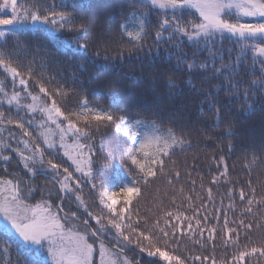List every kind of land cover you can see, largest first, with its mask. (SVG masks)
<instances>
[{
    "label": "trees",
    "instance_id": "trees-1",
    "mask_svg": "<svg viewBox=\"0 0 264 264\" xmlns=\"http://www.w3.org/2000/svg\"><path fill=\"white\" fill-rule=\"evenodd\" d=\"M19 4L31 12L39 11L41 15L48 14L54 6L58 13L66 12L77 17L74 21L75 31L59 29L48 32L28 28L22 34H17L20 36L19 44L15 35L0 37V52L5 54L0 58L18 69L20 76L27 80L26 86L30 92L40 95L42 85L51 95L41 96L48 101L54 99L57 106L82 129L85 124L82 117L78 118L76 114L84 110L82 106L87 101L88 108L93 110L90 118L96 112L110 111L126 120H155L160 128L172 129L186 142L163 157L165 166L162 171L157 168L156 177L136 185L140 188V194L133 196L125 214L131 219L125 222L135 227L137 224L143 226L147 220L150 229L159 220V227L170 231L164 222L166 212H179L189 218L195 216L201 220V225H196V219L186 221L182 237L177 230L178 247L171 236L167 247L163 240L158 246L170 255L180 256L185 264H213V261L215 264H264V254L251 253L253 247H264V94L249 83L261 76L259 66L264 56L258 55L251 47L261 41L258 38L247 41L249 47L243 50V54V45L238 38L229 37L221 41L217 37L215 42V49L222 52L224 63L232 59L240 61L241 72L234 80H240L239 89H250L246 102L243 91L230 94L222 77L205 79L212 69L208 52L201 45L180 35L172 41L162 39L159 44H154L155 33L160 31L158 21L165 15L169 18L177 15L182 23L187 21L190 26L195 15H198H194L193 9L180 13L169 10L165 13L152 6H141L139 0H21ZM73 4L77 5L75 9ZM132 12L137 14V19H130ZM144 12L148 15L140 16ZM5 14L10 13H0ZM140 20L145 21L144 28L149 34L143 37L144 48L135 52V45L121 35L118 25L130 21L132 27L129 30L136 31ZM255 20L245 18L246 22ZM81 24L86 26V34L80 29ZM170 31L164 32L163 36L167 37ZM76 37L79 38V45H89L87 51L77 46ZM5 39L6 44L2 42ZM177 40L183 41L182 47L189 53V60H208V69L189 72L184 65L177 66L175 55L169 56V53H175V48L170 45ZM129 50L133 55H128ZM97 52L99 56L95 55ZM193 52L198 54L193 56ZM220 63L217 58V67ZM170 78L176 82L174 89L168 86ZM216 85L220 87L216 88ZM209 90L214 93L213 99L218 101L219 117L205 101L204 93ZM248 104L253 107L246 111ZM0 111L13 121H0V124L10 125L18 141L22 137L31 144H39L40 148L45 149L47 158L67 164L61 156V159L51 156L41 142L40 129L32 117L1 102ZM217 118L220 121L218 124ZM20 123H24L23 129L19 127ZM90 131L92 139L83 142L103 145L102 154H98L96 159L106 162L105 176L111 175L113 163L119 161L124 172L140 179L138 172L128 167L129 162L122 154L123 149L129 146L122 133L103 123L97 127L94 121ZM25 132L32 135L27 137ZM189 143L191 146H188ZM145 151L154 154L155 145L149 144ZM15 165L20 167V172L16 171ZM176 172H179V177L175 175ZM2 173H9L16 181L22 179L25 182L55 184L59 196H51L53 201H57L62 194L57 184L43 175L27 179L31 175L16 154H12L9 164L0 165ZM208 189H211L210 196ZM241 189L245 192L243 200L239 196ZM118 190V186L109 189ZM79 195L90 212L99 213L98 201L90 186L84 187ZM116 199L119 201L117 207H123V195H118ZM248 199H252L251 205ZM249 208L251 211H248ZM61 209L76 212L79 221L88 219L83 206L77 205L69 195L61 202ZM225 219L227 225L224 224ZM241 220L244 225L238 223ZM188 222H191L193 232L202 231L203 235L193 237L187 231ZM90 223L96 227L94 220ZM172 223H176L174 218ZM247 224L252 227L246 228ZM212 228L216 229L215 233L210 232ZM228 228L233 229L232 234L228 233ZM141 230L144 228L141 227ZM104 242L113 248V244L105 238ZM28 251L29 248L18 238L11 234L4 236L0 229V264H24ZM241 251L249 253L243 260L238 258ZM124 252L133 253L142 264L166 262L160 257H148L134 244ZM171 264H175V261Z\"/></svg>",
    "mask_w": 264,
    "mask_h": 264
},
{
    "label": "snow or ice",
    "instance_id": "snow-or-ice-1",
    "mask_svg": "<svg viewBox=\"0 0 264 264\" xmlns=\"http://www.w3.org/2000/svg\"><path fill=\"white\" fill-rule=\"evenodd\" d=\"M141 6H152L167 13L171 10L172 13H180L186 9L195 10V20L190 23L182 21L173 15L170 18L165 15L162 20L158 21L160 31L155 33L154 44H159L162 39L172 41L177 35L186 37L193 41L196 45H201L202 49L207 50L208 59L211 61V74L205 79H212L222 77L225 85L230 89L231 95H236L238 91H243L245 101L247 102L250 89H239L240 80H234L241 72L240 61L238 59L229 60L224 63V56L222 52L215 49V42L217 37L222 41L225 38L234 37L242 42L243 50L249 47L247 41L259 39L261 43L252 44V49L261 56H264V0H139ZM64 7L65 5H61ZM75 9L77 5L73 4ZM0 9H10V14L0 15V37H7L8 35L16 36V43H20V36L25 29H41L48 32H56L59 29L67 31H75L74 21L77 17L66 12H56L50 10L48 14L41 15L39 11H21L18 10L17 0H2ZM232 10H235V18ZM148 13H140V16L146 17ZM245 18H256L255 22H246ZM130 19H137V14L132 12ZM198 21V22H197ZM145 21L140 20L136 25V31H130L132 27L130 21H125L118 25V31L122 36L128 38V42L135 45V52H140L144 48L143 37L148 35L144 28ZM80 29L86 34V26L81 24ZM170 31L167 37L163 33ZM77 41V46L87 51L88 44L79 45V38H74ZM7 43L5 39L2 41ZM183 41L177 40L170 46L175 48V53H169V56L175 55L176 64L184 65L186 70L194 72L197 69H208V60L200 62L196 59L189 60V53L182 47ZM151 52V49H149ZM198 53L193 52L191 55L196 56ZM5 54L0 52V57ZM99 56L100 53H95ZM128 55H133L129 50ZM123 57V52L121 53ZM107 58V57H105ZM217 58L221 61L219 67L216 65ZM0 66L6 73H9L12 80L19 79L21 87H26L27 80L20 76L18 69L8 64L5 59L0 58ZM261 76L257 80L249 81V83L257 90L264 94V61L259 66ZM254 75V72H253ZM170 89L176 88L174 79L168 80ZM220 85H216L219 88ZM3 87H0V92H3ZM41 94L50 96L48 90L42 85L39 88ZM7 96V93H4ZM205 101L208 102L209 107L216 110V116L219 117L218 101L213 99V91L209 90L204 93ZM33 101H38V96H31ZM20 103V95L13 92L7 99V103L12 105ZM26 111L35 113L37 111L35 104H27L23 106ZM252 104H248V109H251ZM82 110L76 114L78 118L83 119L85 127L80 128L76 122L73 121L70 115H66L60 107L57 106L54 99L51 100L50 106L47 101L44 102L40 111L46 116V121L37 126L45 129L48 122L55 124L59 132V142L53 141L49 138L51 129L47 128L40 132L43 137V142L46 144L51 156L61 159L58 153L63 149L64 157L71 161L68 167H64L61 163L54 162L51 158H46L45 149L40 148L39 144H33L30 149L31 155H24L20 152V156L24 161V168L31 173L30 178H34L37 174L45 176H53V179L58 183L59 189L63 190L65 195L72 196L84 208V214L88 219L83 220L79 225L70 226V222L78 220L76 212L70 215L65 213L60 214L59 205L57 210L53 211V206L47 201L30 205L26 201L32 196L33 189L30 186L22 187V182L17 180L13 183L12 180H0V229L3 230V235L7 236L14 232L24 242L25 245L30 246L29 251L25 253L24 264H95V256H99V264H131V262L124 256V249L130 245H135L139 248L141 253L147 254L148 257H160L164 261L171 264H185V261L180 256L170 255L168 251L162 250L160 245L161 240L164 241V246L167 247L169 237L173 238V243L179 246V239L177 238V230L179 235H184V224L186 221L196 219V217L189 218L188 216L171 211L164 214L165 226L170 229L160 228V221L156 220L152 228H148V221L145 220L144 225L133 227L131 223H126L128 206L132 203L134 195L139 196L140 188L136 185L140 183H147L150 178L157 176V168L161 171L165 166L163 157L168 156L170 151L177 146H182L186 142L182 136H177L172 129L160 128L155 120L143 119H128L125 117L114 115L110 111L96 112L91 115L92 109L87 106V101L84 102ZM158 118V117H157ZM0 121H7L13 123L3 111H0ZM93 121L98 127L101 123L104 126H112L117 132L122 133L125 143L129 146L123 149V156L125 161L129 162L128 167L133 171H137L140 179L137 180L124 172L117 161L112 165V173L109 176L104 175L106 168L105 161H98L96 157L102 154L103 145L93 143H84L83 141L91 140L92 135L90 129L93 128ZM119 121V123H118ZM66 122V123H65ZM219 118L216 123L218 124ZM29 123H31L29 121ZM64 125V126H61ZM19 127L24 128V123H20ZM25 136L30 137L31 132H25ZM66 137L74 138V143L70 146L65 142ZM208 139H211L210 137ZM29 140H24L25 148L28 147ZM154 144L156 151L154 154H149L145 151L146 146ZM139 145V146H137ZM188 146H191L190 143ZM98 149L101 150L98 153ZM74 153V154H73ZM5 160L9 157H4ZM36 165L40 167L37 168ZM134 166V167H133ZM70 167L72 171H70ZM74 172L80 173L81 176L89 184L91 190L95 193L98 201L100 211L98 214H93L89 211L87 203L83 197L79 195L82 192L81 180L74 176ZM55 174V175H53ZM175 175L179 177V172ZM171 182V181H169ZM119 190L109 191V189L116 188ZM254 191V190H253ZM209 196L211 189H208ZM123 195V207H117L119 201L116 199L118 195ZM240 198H245L243 189L239 193ZM191 198L189 197V200ZM252 199H248V204H252ZM248 211H251L249 208ZM176 223L173 224L172 220ZM204 219H207L206 217ZM94 220L96 227H93L90 221ZM244 225V221L238 222ZM224 224L228 221L225 219ZM196 225H201V220L196 219ZM141 227L144 230H141ZM191 222L187 223V231L192 236L203 235V232L195 233L192 231ZM250 229L251 224L245 225ZM228 233L232 234L233 229L228 228ZM157 232L159 235H157ZM211 233H215L216 229H210ZM127 233V234H126ZM110 236L109 243L113 244L112 255H109V250L104 242V237ZM91 241V242H90ZM146 242V244H145ZM7 244V241H4ZM175 250V249H174ZM264 254V247L251 248V253ZM246 251L239 253V259L243 260ZM195 259H200L196 257ZM237 259V257H233ZM215 264V261H213Z\"/></svg>",
    "mask_w": 264,
    "mask_h": 264
},
{
    "label": "rangeland",
    "instance_id": "rangeland-1",
    "mask_svg": "<svg viewBox=\"0 0 264 264\" xmlns=\"http://www.w3.org/2000/svg\"><path fill=\"white\" fill-rule=\"evenodd\" d=\"M21 0H17V4H18V10L21 11H30L26 8H24L23 6H21L20 3ZM233 12H235V10H232ZM3 12H9L10 13V9H0V13ZM0 69H2V74H0V87H3L4 91L0 92V102L6 104L8 107H11L12 109L16 110L17 112H21L29 117H32L34 122L36 123V125L38 124H43L46 121V116L40 111L42 105L44 104L45 101H47L48 105L50 106L51 101H48L46 99H44L41 94H35L29 91V89L26 87H21L20 83H19V79H16L15 81L12 80L11 76L9 73H6L3 70V67L0 66ZM17 92L20 95V103L16 104L15 102H13L12 105H9L7 103V99L11 96V94L13 92ZM4 93H7V96H5ZM31 96H38L40 99L38 101H33L31 99ZM27 104H35L37 111L35 113L33 112H29L26 111V109L23 107L24 105ZM66 123V122H65ZM64 126V125H61ZM47 128L51 129V133L49 138L53 141H56L57 143L59 142V132L56 128L55 124H51L50 122H48L45 126V129H40L41 131L46 130ZM10 132V133H9ZM24 140L22 137L21 139L18 141L17 137L15 136V134L13 132H11L10 130V125H3L0 124V165H6L9 164L12 160V154H16L17 157L19 158V160L21 162L24 161L20 156V152H23L24 155H31V151L30 149L33 147V144H31L29 142L28 147L25 148L24 146ZM41 142L44 144V146L47 149L46 144L43 142V137H41ZM65 142L69 144L70 148L69 150L72 151L71 146L74 143V138L71 137H66L65 138ZM40 146V145H39ZM48 150V149H47ZM9 151H12V154H9ZM74 154V153H73ZM59 156H61L66 162L67 164H63L64 167H68L71 163V161H69L67 159V157H64L63 155V149H61V151L58 153ZM4 157H9V159L5 160ZM47 158V157H46ZM37 168H39V165H36ZM15 169L17 172H20L21 169L18 165H15ZM27 170V169H26ZM70 171H72V168L70 167L69 169ZM28 172V170H27ZM29 175H31V173L28 172ZM55 175V174H53ZM74 176L78 179L81 180V186L82 189H84V187L89 186V184L86 182V180L81 176L80 173H76L74 172ZM0 180H12L13 183L16 182V180L12 177V175H10L9 173H2L0 175ZM22 182V187H27L30 186L33 189L32 192V196L34 198H30L28 199L26 202L30 205H35L36 203L42 202V201H47L48 203H50L53 206V211H56L57 208L56 206L60 204V201L62 200V194L60 195V197H58L57 201H53V199L51 200V196H57L58 195V190L55 186V184H46L44 182H25L22 179H18ZM0 187H4V185H0ZM43 194V197H42ZM59 196V195H58ZM68 195H65V198ZM72 197V196H71ZM55 198V197H54ZM73 198V197H72ZM77 205H80L79 202L77 200H75ZM60 214L61 216L64 215V213L60 210ZM82 222L79 220H74L70 222V226H76L79 225ZM11 235L15 236L16 238H18L23 244L24 242L19 238L18 235H16L14 232L10 233ZM105 240L110 241L111 237H104ZM109 238V239H108ZM91 242V241H90ZM25 245V244H24ZM109 250V255H112L113 252V248L106 244ZM27 248H29L30 246L25 245ZM128 248V247H127ZM126 249V248H125ZM124 256L127 257V259L131 262V264H142L141 260L138 259V257L136 255H133V253H125L124 252ZM95 264H99V256H95ZM164 264H169L167 261Z\"/></svg>",
    "mask_w": 264,
    "mask_h": 264
},
{
    "label": "water",
    "instance_id": "water-1",
    "mask_svg": "<svg viewBox=\"0 0 264 264\" xmlns=\"http://www.w3.org/2000/svg\"><path fill=\"white\" fill-rule=\"evenodd\" d=\"M37 175H40V174H37ZM43 176H45V175H43ZM45 177H47L48 179H50V180H52L53 182H55V183L57 184V186H58V183L56 182V180L53 179V176H45ZM30 179H33V178H30ZM60 191H61V193H62V200H61V202H62V201H64V199H65V193H64L63 190H61V189H60ZM61 202H60L59 205H61ZM62 211H63L64 213H66L65 210L62 209ZM67 214H68V213H67ZM69 215H70V214H69Z\"/></svg>",
    "mask_w": 264,
    "mask_h": 264
},
{
    "label": "bare ground",
    "instance_id": "bare-ground-1",
    "mask_svg": "<svg viewBox=\"0 0 264 264\" xmlns=\"http://www.w3.org/2000/svg\"><path fill=\"white\" fill-rule=\"evenodd\" d=\"M1 175V174H0ZM65 210V209H64ZM66 213H68V214H70L69 212H67V211H65ZM105 244H106V242H105Z\"/></svg>",
    "mask_w": 264,
    "mask_h": 264
}]
</instances>
